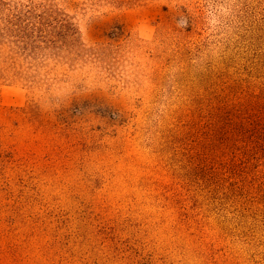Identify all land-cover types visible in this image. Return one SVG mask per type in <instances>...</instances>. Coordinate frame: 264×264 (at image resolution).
<instances>
[{
	"label": "rangeland",
	"instance_id": "obj_1",
	"mask_svg": "<svg viewBox=\"0 0 264 264\" xmlns=\"http://www.w3.org/2000/svg\"><path fill=\"white\" fill-rule=\"evenodd\" d=\"M0 264H264V0H0Z\"/></svg>",
	"mask_w": 264,
	"mask_h": 264
},
{
	"label": "trees",
	"instance_id": "obj_2",
	"mask_svg": "<svg viewBox=\"0 0 264 264\" xmlns=\"http://www.w3.org/2000/svg\"><path fill=\"white\" fill-rule=\"evenodd\" d=\"M36 17H66V16L61 15L60 13H56L54 16L52 13L47 14V13L43 12L42 15L38 14V15H36ZM62 21H66V20L62 19ZM34 28H36V27H34ZM60 28H62V30L65 31V33H64L65 39L69 38V40H74V37H75L74 34L76 33V30L73 29L71 25H67V22L62 23V26Z\"/></svg>",
	"mask_w": 264,
	"mask_h": 264
}]
</instances>
